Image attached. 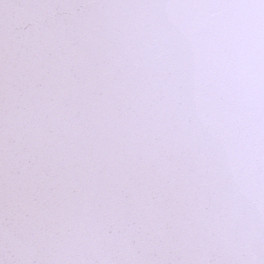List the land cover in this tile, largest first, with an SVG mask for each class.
<instances>
[{
  "label": "snow or ice",
  "instance_id": "obj_1",
  "mask_svg": "<svg viewBox=\"0 0 264 264\" xmlns=\"http://www.w3.org/2000/svg\"><path fill=\"white\" fill-rule=\"evenodd\" d=\"M0 264H264V0H0Z\"/></svg>",
  "mask_w": 264,
  "mask_h": 264
}]
</instances>
